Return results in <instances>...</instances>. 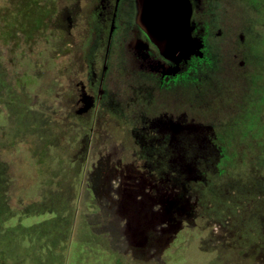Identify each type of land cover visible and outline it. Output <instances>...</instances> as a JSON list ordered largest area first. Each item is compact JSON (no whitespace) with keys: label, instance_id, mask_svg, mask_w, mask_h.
Instances as JSON below:
<instances>
[{"label":"rangeland","instance_id":"obj_1","mask_svg":"<svg viewBox=\"0 0 264 264\" xmlns=\"http://www.w3.org/2000/svg\"><path fill=\"white\" fill-rule=\"evenodd\" d=\"M79 2L0 0V264H264V144L221 161L207 138L161 142L147 123L82 110ZM162 117L147 134L187 131Z\"/></svg>","mask_w":264,"mask_h":264},{"label":"flooded vegetation","instance_id":"obj_2","mask_svg":"<svg viewBox=\"0 0 264 264\" xmlns=\"http://www.w3.org/2000/svg\"><path fill=\"white\" fill-rule=\"evenodd\" d=\"M67 1L75 4L74 9L80 7V0ZM90 1L81 7L90 19L87 39L79 49L91 67L87 83L81 86L83 98L78 103L84 104L82 110L94 107V118L110 112L133 129L139 122L147 123L144 138L161 142L177 133L191 143L195 138H207L222 151L221 161L227 153L231 160L244 159L230 151L231 145L264 144V0H186L192 5L189 20L181 39L171 44L192 48L185 57L160 52L161 28L167 27L169 17L167 11L164 18L154 14L158 13L152 8L155 1ZM229 82L233 91H227ZM243 95L248 97L244 101ZM202 107L204 112L196 113ZM190 112L200 118L198 122ZM175 113L185 116L180 125L188 127L186 132L174 127L162 135L156 131L147 134L145 130H158L157 125L163 128L153 120L156 116ZM237 118L246 119L236 128L229 127ZM251 124H256L254 131ZM199 128L203 131L197 134ZM224 128L238 129L240 134L218 139ZM221 168V173L228 172L225 166Z\"/></svg>","mask_w":264,"mask_h":264},{"label":"water","instance_id":"obj_3","mask_svg":"<svg viewBox=\"0 0 264 264\" xmlns=\"http://www.w3.org/2000/svg\"><path fill=\"white\" fill-rule=\"evenodd\" d=\"M140 1V0H139ZM155 1L156 4L154 7L155 15L165 17V12L167 11V17H169V22L167 27L161 28L163 32V39L159 43V50L165 55H176L179 53L181 56H189L193 51L192 48H186L183 46H171L173 43H178L177 40H180V35L183 33L186 22L189 20L190 12L192 10V5L188 4L186 0H151ZM148 2V0H146ZM139 3V2H138ZM162 13V14H161ZM147 15H153L147 12ZM189 22V21H188ZM167 31V33H165ZM185 41V40H183Z\"/></svg>","mask_w":264,"mask_h":264},{"label":"trees","instance_id":"obj_4","mask_svg":"<svg viewBox=\"0 0 264 264\" xmlns=\"http://www.w3.org/2000/svg\"><path fill=\"white\" fill-rule=\"evenodd\" d=\"M233 166H235V162H234V163H232V166H231V168H232ZM228 167L230 168V166H228ZM231 168H230V169H231Z\"/></svg>","mask_w":264,"mask_h":264}]
</instances>
